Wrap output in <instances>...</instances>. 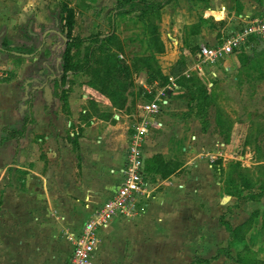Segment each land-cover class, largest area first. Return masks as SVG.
I'll use <instances>...</instances> for the list:
<instances>
[{
  "label": "crops",
  "instance_id": "0c3cea01",
  "mask_svg": "<svg viewBox=\"0 0 264 264\" xmlns=\"http://www.w3.org/2000/svg\"><path fill=\"white\" fill-rule=\"evenodd\" d=\"M164 1L158 22L164 52L157 58L161 71L167 76L175 62L183 57L186 63L183 73H196L210 92L215 81L230 78L237 72L230 57L246 52L253 43L262 49L260 43L264 38L252 36L247 49L227 54L214 64L202 62L199 55L201 45H218L251 20H264V0ZM4 9L0 5V17ZM20 9L25 11L27 7ZM7 11L14 18L17 10L12 7ZM44 51L38 56L34 51H23L25 60L18 67L16 78L9 82L2 74L14 68L12 59L7 57L13 54L0 51V65H4L0 73V264H67L72 244L65 235L80 233L92 210L112 195L120 179L118 170L126 158L131 133L126 125L131 118L123 109L131 107V97L127 98L124 108L117 109L94 89L87 87L81 100L78 91L70 90L68 106L64 109L62 101L59 105L53 95L51 101L44 102L43 89L34 85L33 106L28 103V113L21 117L17 111L19 92L15 81L27 72L40 70L35 64L46 55ZM53 55L49 52L48 57L43 56L44 62L50 64ZM197 63L201 72L196 70ZM49 76L53 79L55 74ZM148 84L143 85L144 90L158 85L157 81ZM236 92L235 100L241 101L239 91ZM258 92L252 99V110L257 104L260 108L259 102L264 98L262 88ZM89 93L94 94L91 100ZM256 96H259L258 103ZM190 98L188 90L180 87L175 78L173 90L168 92L166 111L183 110ZM217 101L233 119L239 115V107L232 99L217 98ZM137 111L139 108L133 113ZM187 111L184 114L188 115ZM27 118L29 122L21 137H6L7 132L20 130ZM212 121L208 120L205 129L199 128L203 141L215 142L217 147V152L211 154L216 157L213 162L206 161L209 170L199 161L208 150L189 157L188 145L178 152L174 148L175 137L167 143L161 139L166 124L161 130L150 131L142 146L144 163L153 155L161 154L165 161H179L181 168L166 178L147 174L155 186L153 195L142 199L133 217L114 218L106 229L98 230L99 242L89 264H194L197 260H200L198 264H229L230 257L236 254L243 257L246 248L239 244L231 246L224 223L232 228L243 225L246 233H241L247 240L254 232L263 236L264 226H255L257 221L247 226L248 220L254 217H250L242 205H227L231 212L225 216L227 208L223 203L234 196L225 191L223 178H215L211 170L219 174L222 169L218 160L224 161L223 167L234 155L229 145L210 129ZM157 131L160 133L148 142L149 136ZM206 146L207 143L200 142L202 150ZM184 156L187 157L184 159ZM237 158L244 159L243 155ZM185 168L193 172L192 181L186 184L179 174ZM195 186L197 192L205 193L203 206L191 201ZM246 200L250 202V212L264 209V194L259 199ZM260 248L264 252V247ZM235 264L244 262L238 258Z\"/></svg>",
  "mask_w": 264,
  "mask_h": 264
},
{
  "label": "rangeland",
  "instance_id": "374dc122",
  "mask_svg": "<svg viewBox=\"0 0 264 264\" xmlns=\"http://www.w3.org/2000/svg\"><path fill=\"white\" fill-rule=\"evenodd\" d=\"M0 5L2 8L3 6L5 8L2 10L0 17V45L5 47L9 45L21 51H34L33 53L36 56L43 53L44 50H48L54 54L50 60V64L44 62L45 57L48 56L43 55L45 57L41 56V60H38L39 62L35 64V67L37 66L40 70L27 72L21 79L15 81L16 91L19 92H17V111L23 118L28 113L27 104L31 103L33 106L34 85L43 88L45 83L49 84L54 101L61 105L59 98L61 94L59 84H61L62 79L59 72L61 66L57 62L60 61L65 52L64 41L69 40L70 37H88L95 34L104 36L113 30L117 40L123 47L122 53H118L119 59L125 60L130 64L133 61L139 60L140 62L149 57V46L144 42V32L147 31V28H145L146 23L143 24L137 19V11L128 12L123 15L115 14L116 0H0ZM24 6L27 9L21 11L20 7ZM12 7L17 10L14 18L7 11L8 8ZM68 9H71L74 13V25L69 33V38L64 36L63 31ZM27 11L28 13H25ZM20 13L23 14L20 15ZM112 17L114 18V22H110ZM11 19H13L12 22ZM155 23H157V20H155ZM31 42L33 44L28 46ZM85 44L71 47L68 53L73 61H81ZM112 51L117 53L115 48H112ZM7 57L13 59L14 55H8ZM231 59H233V66L237 72L233 73L234 76L215 81L210 86L208 120H214L212 121V126L210 125V129H214L220 136V140L229 145L234 156L225 161L226 164L223 167L221 164L224 161L218 160L222 169L219 171V174L214 169L211 171L215 178H223L225 191H230V194L234 196V199L231 200L230 198L223 203V207L226 206L227 208L226 213L223 211L225 216L228 217L231 212L227 205L231 207L242 205L243 209L247 210V213H250V217H254L250 218L247 226L253 225L256 221L255 226H264V209L250 212V202L246 200L264 182V98L259 102V96H256L257 103H260V108H258L257 104L255 110H252L254 107L252 105L254 94H259L258 90L261 88L264 91V47L260 50L253 43L248 47L246 52L232 56L230 57ZM238 62L240 63L239 66ZM114 65H117V63L114 62ZM3 67L4 65H0V73L3 71ZM52 74H55L53 79L49 76ZM140 75L143 81H141ZM130 78L132 79L133 86L128 89L127 98H132L131 107L123 109L127 115L138 110L141 102L151 97L143 87L144 84L149 85L146 74L143 71L137 73L131 71ZM26 79L29 81H26ZM64 80V89H71V92L73 90L78 91L77 96L80 100L83 92L84 94L87 93V87L90 88L84 85L88 77L81 73H67L64 76ZM90 89L93 90L92 88ZM236 91H239L241 101L235 100L238 98ZM217 98L232 99L235 102L234 104L239 107V115L233 119L226 111L224 112ZM46 101L45 99L44 102ZM187 103L182 104H185V108L181 111L175 108L168 109L158 116L163 123V128L166 124L161 139H165L167 143L168 139L170 140V138L175 137L176 146L174 148L178 152L181 151L183 146L188 145L189 157L208 150V152H205L206 154L201 153L202 156L199 158V161L203 162L209 170L207 162L211 163V154L217 152L216 143L203 141L202 131L200 132L199 130L202 125L195 109L192 114H184V111H187ZM218 117H221L220 123L218 122ZM162 127L161 129H163ZM159 133L160 131H157L156 134L153 133L149 136L148 142H152ZM193 136H196V138ZM200 142L207 143L204 150L200 148ZM202 146L204 147L205 145ZM237 155H243L244 159H238ZM186 157L184 156V159ZM243 161L244 163H241ZM179 174H181V179L185 180V184L192 181L190 178L193 177V172L189 168H185ZM197 189L198 187L195 186L194 191H192L195 195H191V201H195L199 206H203L204 202L202 200L205 193L204 191H200L199 193ZM245 233L243 231L244 235ZM256 235L257 232H254L248 240L243 236L240 239L241 241L232 242L231 246L239 244V246L246 248V252L243 257L238 256V254L230 257L231 262L235 264V260L239 258L244 264H264V252L263 248H260L264 247V234L263 236L257 235V237ZM258 248L260 250H257ZM231 262L229 261V264H233Z\"/></svg>",
  "mask_w": 264,
  "mask_h": 264
},
{
  "label": "trees",
  "instance_id": "16d2710c",
  "mask_svg": "<svg viewBox=\"0 0 264 264\" xmlns=\"http://www.w3.org/2000/svg\"><path fill=\"white\" fill-rule=\"evenodd\" d=\"M115 14L123 15L128 12H138L137 19L143 24L146 23L144 42L149 46V57L143 61H133L130 64L125 60L118 58V53H122V44L117 40V37L112 30L110 33L101 36V34L89 35L88 37H70L74 25V13L71 9L67 10L64 24V36L69 40L64 41L65 52L61 57L59 64L60 75L62 77L61 94L59 96L62 101L64 109L68 106L67 94L71 89H64V76L67 73L84 74L88 77V80L84 85L100 92L106 96L112 106L117 109L124 108V104L127 100V91L133 86L132 79L130 78L132 72L143 71L147 77V83L157 81L158 86H165L168 84V76L163 74L160 65L158 63L156 55L164 52V44L160 38L159 32V18L160 10L164 6L163 0H116ZM157 20V23H155ZM110 22H114V18L110 19ZM85 44L84 54L81 61H73L72 57H69V51L72 46L78 47L80 44ZM112 48L116 49L117 53L112 51ZM1 52L12 53L14 58L12 59L13 69L8 72H4V80L9 82L16 78L18 67L24 62L26 54L21 50H16L9 45H0ZM44 54L49 55V51L45 50ZM250 59V57H248ZM114 62L117 65H114ZM116 67V68H115ZM186 69V63L183 57H180L170 70V75L176 78V83L180 87H185L190 93V100L188 102L187 114L195 112L198 114L202 128L205 129L208 125V117L210 107L209 87L202 81V79L196 74H187L183 72ZM152 98V94H150ZM94 94L89 93L88 98L93 99ZM149 99V98H148ZM31 106V103L29 104ZM22 125L20 130H11L6 133L7 138H19L24 134L26 122ZM221 117H218L220 123ZM29 122V121H28ZM220 125V124H219ZM181 163L179 161L169 160L165 161L161 154H155L151 158L147 159L144 163L145 173L159 174L162 178H166L170 174L174 173ZM259 191L252 193L249 199H259L264 194V182L260 184ZM249 222V220H248ZM247 222V223H248ZM226 230L230 234V240L232 242L241 241L243 237L241 231H243V225L232 228L229 223H224ZM200 260H197L194 264H198Z\"/></svg>",
  "mask_w": 264,
  "mask_h": 264
},
{
  "label": "built area",
  "instance_id": "2783aa9c",
  "mask_svg": "<svg viewBox=\"0 0 264 264\" xmlns=\"http://www.w3.org/2000/svg\"><path fill=\"white\" fill-rule=\"evenodd\" d=\"M264 38V20L254 19L241 30L229 36L215 46L201 45L199 55L202 62L214 64L227 54L240 49H247L250 37ZM196 70L201 72L200 63ZM187 75V72H185ZM165 86L150 85L145 91L152 94V98L145 99L140 107L139 114L133 113L127 123V130H131L126 149L124 165L118 170L120 179L112 195L95 207L83 224L78 234L67 233L66 239L72 244V253L67 264H89V261L99 242V229H106L114 218L133 217L142 203V199L153 195L154 184L148 179L144 170L142 146L152 129L163 126L158 116L169 106L168 92L173 90L175 77L168 76ZM223 145V144H222ZM216 157L211 156L212 163ZM111 172H115L111 169Z\"/></svg>",
  "mask_w": 264,
  "mask_h": 264
},
{
  "label": "water",
  "instance_id": "95a60500",
  "mask_svg": "<svg viewBox=\"0 0 264 264\" xmlns=\"http://www.w3.org/2000/svg\"><path fill=\"white\" fill-rule=\"evenodd\" d=\"M260 46L263 48L264 47V41L260 43ZM39 89H43V92L45 93V98L47 100V102L51 101L52 99V90L51 87L49 86V84L45 83V85L43 86V88H39ZM227 197H225L224 199H226Z\"/></svg>",
  "mask_w": 264,
  "mask_h": 264
},
{
  "label": "flooded vegetation",
  "instance_id": "af4514ba",
  "mask_svg": "<svg viewBox=\"0 0 264 264\" xmlns=\"http://www.w3.org/2000/svg\"><path fill=\"white\" fill-rule=\"evenodd\" d=\"M57 63H59V62H57ZM60 72V71H59Z\"/></svg>",
  "mask_w": 264,
  "mask_h": 264
}]
</instances>
